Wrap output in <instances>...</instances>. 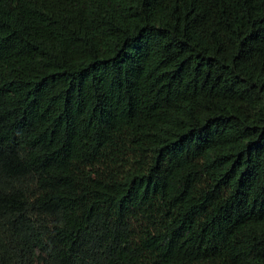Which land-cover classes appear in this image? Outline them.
I'll return each mask as SVG.
<instances>
[{"label": "trees", "instance_id": "16d2710c", "mask_svg": "<svg viewBox=\"0 0 264 264\" xmlns=\"http://www.w3.org/2000/svg\"><path fill=\"white\" fill-rule=\"evenodd\" d=\"M0 264H264V0H0Z\"/></svg>", "mask_w": 264, "mask_h": 264}]
</instances>
